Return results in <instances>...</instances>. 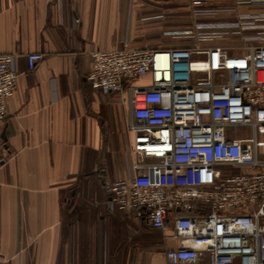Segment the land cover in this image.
<instances>
[{
    "label": "crops",
    "instance_id": "1",
    "mask_svg": "<svg viewBox=\"0 0 264 264\" xmlns=\"http://www.w3.org/2000/svg\"><path fill=\"white\" fill-rule=\"evenodd\" d=\"M188 1L0 0V55L18 54L20 73L0 129V264H167L166 233L108 207L102 174H133L131 108L126 94L93 90L87 76L97 50L182 45L165 32L191 25ZM33 52L46 58L27 73Z\"/></svg>",
    "mask_w": 264,
    "mask_h": 264
},
{
    "label": "built area",
    "instance_id": "2",
    "mask_svg": "<svg viewBox=\"0 0 264 264\" xmlns=\"http://www.w3.org/2000/svg\"><path fill=\"white\" fill-rule=\"evenodd\" d=\"M237 3L264 8V0ZM186 10L191 25L165 32L179 47L91 53L90 87L126 94L131 108L133 174H102L108 207L166 233L175 244L167 264H264V12L207 0H190ZM18 58L0 55V129ZM45 58L27 54V73Z\"/></svg>",
    "mask_w": 264,
    "mask_h": 264
},
{
    "label": "rangeland",
    "instance_id": "3",
    "mask_svg": "<svg viewBox=\"0 0 264 264\" xmlns=\"http://www.w3.org/2000/svg\"><path fill=\"white\" fill-rule=\"evenodd\" d=\"M168 245L170 246V247H173L175 244H174V242L173 241H169V243H168Z\"/></svg>",
    "mask_w": 264,
    "mask_h": 264
}]
</instances>
